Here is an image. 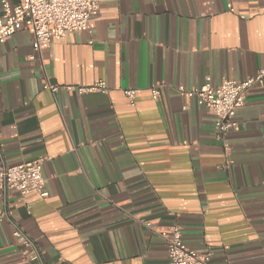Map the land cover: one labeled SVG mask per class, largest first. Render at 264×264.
I'll return each instance as SVG.
<instances>
[{
	"label": "crops",
	"instance_id": "obj_1",
	"mask_svg": "<svg viewBox=\"0 0 264 264\" xmlns=\"http://www.w3.org/2000/svg\"><path fill=\"white\" fill-rule=\"evenodd\" d=\"M94 1L89 31L34 53L18 25L0 44V166L43 160L48 194L0 190V264H35L15 230L40 264H168L154 232L172 226L209 264H264V85L222 140L180 93L264 68V0Z\"/></svg>",
	"mask_w": 264,
	"mask_h": 264
},
{
	"label": "built area",
	"instance_id": "obj_2",
	"mask_svg": "<svg viewBox=\"0 0 264 264\" xmlns=\"http://www.w3.org/2000/svg\"><path fill=\"white\" fill-rule=\"evenodd\" d=\"M99 6L94 0H17L11 6L7 0H0V44L15 32L16 26L22 25L33 36L32 49L40 53L51 42H62L67 34L89 31L91 19L98 13ZM264 85V68L243 82L224 80L219 86H213L210 78L197 89L180 92L186 99H195L215 117L214 131L218 139H223L236 126L235 115L245 101L249 90ZM45 91L56 93L59 87L46 82ZM66 91L78 94L105 93L104 82H97L88 88L66 87ZM152 99L158 101L159 89L150 90ZM122 94L130 107H135L137 90L125 89ZM43 160L23 162L15 166H0V190L13 191L23 196L36 192L45 199L48 194L41 189ZM145 227L154 232L150 223ZM154 233L163 242L168 264H209L210 255H199L188 249L182 241L180 228L172 226ZM13 236L22 246L21 255L29 262L40 264L39 253L33 242L19 230Z\"/></svg>",
	"mask_w": 264,
	"mask_h": 264
}]
</instances>
